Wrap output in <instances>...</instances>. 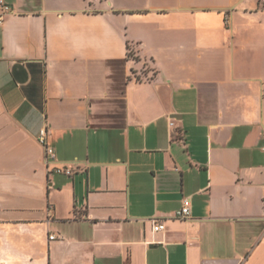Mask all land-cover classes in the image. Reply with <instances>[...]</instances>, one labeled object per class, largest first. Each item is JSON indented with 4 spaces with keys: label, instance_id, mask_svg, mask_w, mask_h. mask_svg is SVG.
Segmentation results:
<instances>
[{
    "label": "crops",
    "instance_id": "obj_1",
    "mask_svg": "<svg viewBox=\"0 0 264 264\" xmlns=\"http://www.w3.org/2000/svg\"><path fill=\"white\" fill-rule=\"evenodd\" d=\"M5 1L0 264H264V0Z\"/></svg>",
    "mask_w": 264,
    "mask_h": 264
},
{
    "label": "built area",
    "instance_id": "obj_2",
    "mask_svg": "<svg viewBox=\"0 0 264 264\" xmlns=\"http://www.w3.org/2000/svg\"><path fill=\"white\" fill-rule=\"evenodd\" d=\"M12 11H13V8H12L11 4H9L5 0H0V24L3 23L5 15H7L8 13H10ZM130 52L135 56L136 51L133 52V49L131 48ZM172 124H173V122H172ZM48 137H49V131H48L47 127L42 128L40 131V134L38 136V140L41 144H43L45 146L47 158H49V160H51V161H54V160H56L57 154H56L55 148L49 144ZM53 170L58 172V173H64L67 175L73 174V170L69 166H55L53 168ZM191 215H192V211H191L190 199L185 198L183 200L182 207L179 210H177V212H176V217L181 218V219H189V218H191ZM152 221H153V230L154 231L166 230V224H165L164 220L153 218ZM50 237L52 239H54L55 235L53 234Z\"/></svg>",
    "mask_w": 264,
    "mask_h": 264
},
{
    "label": "trees",
    "instance_id": "obj_3",
    "mask_svg": "<svg viewBox=\"0 0 264 264\" xmlns=\"http://www.w3.org/2000/svg\"><path fill=\"white\" fill-rule=\"evenodd\" d=\"M128 55H129V57H132V53L130 52V49H129Z\"/></svg>",
    "mask_w": 264,
    "mask_h": 264
},
{
    "label": "rangeland",
    "instance_id": "obj_4",
    "mask_svg": "<svg viewBox=\"0 0 264 264\" xmlns=\"http://www.w3.org/2000/svg\"><path fill=\"white\" fill-rule=\"evenodd\" d=\"M133 55V54H132ZM134 56V55H133Z\"/></svg>",
    "mask_w": 264,
    "mask_h": 264
}]
</instances>
